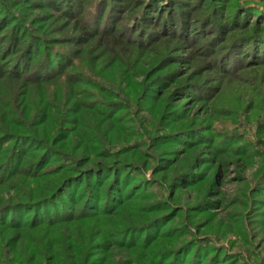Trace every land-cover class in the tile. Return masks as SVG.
Returning <instances> with one entry per match:
<instances>
[{"label":"trees","instance_id":"16d2710c","mask_svg":"<svg viewBox=\"0 0 264 264\" xmlns=\"http://www.w3.org/2000/svg\"><path fill=\"white\" fill-rule=\"evenodd\" d=\"M107 1L0 0V256L19 264H247L189 224L220 203L229 161L259 158L251 194L264 214V154L242 135L215 130L213 117L228 111L209 102L220 87L207 85L216 80L208 70L234 71L245 53L264 65V28L231 35L225 46L244 48L238 57L219 52L186 74L190 58L177 52L194 32L185 34L181 14L178 35L170 30L162 40L134 29L135 36L109 28L116 7ZM125 1L151 18L161 0ZM195 1L223 16L226 0ZM53 6L87 14L51 37L43 10ZM13 8L25 11L22 20ZM33 9L43 12L29 18ZM225 20L239 24L236 14ZM183 191L199 197L180 207ZM116 252L126 260L114 261Z\"/></svg>","mask_w":264,"mask_h":264},{"label":"rangeland","instance_id":"374dc122","mask_svg":"<svg viewBox=\"0 0 264 264\" xmlns=\"http://www.w3.org/2000/svg\"><path fill=\"white\" fill-rule=\"evenodd\" d=\"M39 1L42 2V0ZM145 2L146 0H143V7H146ZM190 2L194 4L193 7L188 6ZM109 3L115 4L116 7L113 17L109 21V28L115 32L125 31L127 33L131 31L129 33H133L135 36L137 31L133 32L134 29L140 30V33L143 31V35H146V31L150 30L156 36H160L162 40L169 38L166 33L170 30L178 35L181 14L185 22V34L191 36L190 33L194 32V36L191 37L192 40L189 39V42L180 40L183 43L179 45L180 50L177 52L178 55L189 56L190 58L189 67H183V69L186 68V74L195 70V66L192 64L193 61L201 60L206 63H215L214 59L221 52L228 53L230 59L232 55L238 57V53L244 48L234 46L232 49H228L225 46L230 43V39H233L231 35L238 37L252 32L257 26L264 28V20L254 12L255 10L264 12V0H226L223 7L220 10L218 8V11L223 12V16L219 17L215 10L207 7V3L197 4L195 0H172L171 2L161 0L155 7L151 8L152 12L149 13L151 18L143 16L141 8L134 9L135 4L133 2L130 4L125 0H108L106 5ZM13 11L18 20L23 19L25 11L16 8H13ZM43 11H46V14L53 21L47 32L51 37L64 35L73 26H81L79 19L83 18V21L87 14L85 10L84 12L80 11L82 13L78 14L76 8L68 10L69 12L66 13L65 8L56 9L55 6L46 7ZM43 11L33 9L29 12V18L41 15L39 13ZM158 11L162 17L171 19V23H168V27L171 29L164 27L161 20L156 17ZM214 13H216V16H214ZM233 14L237 15L239 20L236 21L239 24L227 25L225 23L226 17ZM73 16L79 19H74ZM205 16L207 20L203 21ZM220 17H224V19H219ZM104 20L105 12L102 20L97 25L99 29L104 27ZM7 28H9V25ZM87 29L92 31L91 26ZM164 33L165 35H163ZM213 39L216 40L211 43L210 41ZM195 41L197 42L194 47H190V42L194 43ZM209 42L211 44L208 51L205 46L199 50V47L205 43L209 44ZM158 49L163 51L162 47ZM259 53L261 54V49L260 52L259 49L255 52L256 55H259ZM252 60L253 56L245 53L242 56L241 64L236 66L233 69L234 71H227L229 74L226 71L222 72V70H219V72L217 68L212 71L208 70L207 74L212 79L216 78V80H211L207 85L208 87H217V85L220 87V91L209 102H216L215 108L220 111H228L213 117L215 130L220 133L242 135L245 141L247 140L257 148L259 155L264 154V65L254 64L255 61ZM206 69H209V66ZM209 105L207 107H210ZM197 108L198 106L195 104L192 111ZM260 165L259 158H255L251 164L246 166H243L242 163L229 161L226 171L220 176L221 181L217 186L219 194L216 198L220 203L205 215L193 219V222L189 224L194 234L209 237L214 245L221 247L225 252L239 253L247 264H264V227L258 224L264 223V214L257 212L256 202L251 194L259 181ZM146 176H151V170L146 172ZM198 197L196 191H183L178 195L175 203L180 207H186L196 202ZM209 218L211 220L206 222ZM187 221L185 222L188 223ZM196 222L200 226L199 233L192 227V223ZM12 258L11 255H2L0 256V264H19L13 261ZM126 258V254L116 252L114 261H124Z\"/></svg>","mask_w":264,"mask_h":264}]
</instances>
